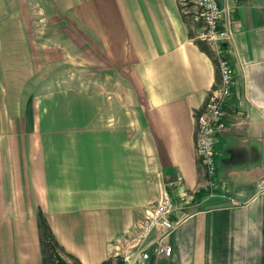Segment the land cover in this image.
Returning a JSON list of instances; mask_svg holds the SVG:
<instances>
[{"label": "crops", "instance_id": "1", "mask_svg": "<svg viewBox=\"0 0 264 264\" xmlns=\"http://www.w3.org/2000/svg\"><path fill=\"white\" fill-rule=\"evenodd\" d=\"M61 1L92 75L0 132V264H44L39 212L82 264H127L130 238L164 193L183 205L173 252L134 264H264V0H220L236 78V112L217 142L228 189L199 199L196 115L219 72L194 39L198 22L179 0ZM21 25L7 37L28 46Z\"/></svg>", "mask_w": 264, "mask_h": 264}, {"label": "rangeland", "instance_id": "2", "mask_svg": "<svg viewBox=\"0 0 264 264\" xmlns=\"http://www.w3.org/2000/svg\"><path fill=\"white\" fill-rule=\"evenodd\" d=\"M188 19L193 21L191 16ZM20 20L27 26L28 46L17 35L7 37L22 32ZM74 30L61 0H0V132L21 127V112L28 111L32 117L48 92L81 87L77 85L91 77L86 66L78 63ZM110 89L120 92V88ZM54 248L48 264H77L60 247Z\"/></svg>", "mask_w": 264, "mask_h": 264}, {"label": "built area", "instance_id": "3", "mask_svg": "<svg viewBox=\"0 0 264 264\" xmlns=\"http://www.w3.org/2000/svg\"><path fill=\"white\" fill-rule=\"evenodd\" d=\"M184 15L200 21L194 39L209 47L219 72V80L210 90L206 105L197 113V149L205 168L207 194L226 191L228 184L217 176L218 136L229 126L230 112H236L231 97L235 86V70L228 57L227 43L231 30L226 25V10L220 0H179ZM183 178L180 176L179 181ZM263 182V181H262ZM262 189L261 183L258 184ZM183 205L174 202L168 193L148 208L139 223L138 232L130 238L127 264L146 261L155 256H170L173 252L168 239L180 222L173 218Z\"/></svg>", "mask_w": 264, "mask_h": 264}, {"label": "trees", "instance_id": "4", "mask_svg": "<svg viewBox=\"0 0 264 264\" xmlns=\"http://www.w3.org/2000/svg\"><path fill=\"white\" fill-rule=\"evenodd\" d=\"M200 44H202V46L204 47L202 42H200ZM228 57H229V54H228ZM206 193H207V191L206 192L201 191L194 196V199H199L200 197H202ZM38 225H39V231H40V243L42 246L43 261H44V264H48V262L50 261L51 255H53V253L55 251L54 247L55 246L60 247V245H59L58 241L56 240V237L54 236V233L52 232V229H51L47 219L45 218V216L43 215L42 212H39V214H38ZM68 255L73 260H75L77 264H82L73 255H70V254H68ZM62 263L66 264L64 261Z\"/></svg>", "mask_w": 264, "mask_h": 264}]
</instances>
